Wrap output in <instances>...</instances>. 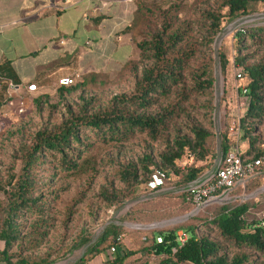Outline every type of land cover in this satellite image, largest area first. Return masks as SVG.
<instances>
[{"label": "rangeland", "instance_id": "obj_1", "mask_svg": "<svg viewBox=\"0 0 264 264\" xmlns=\"http://www.w3.org/2000/svg\"><path fill=\"white\" fill-rule=\"evenodd\" d=\"M142 12L135 14L132 26L129 55L105 73L79 76L74 85L84 86L58 97L56 90L38 106L25 101L26 111L17 115L13 107L0 108V205L4 207L11 186L17 181L21 169L19 150L31 145L39 131L57 132L70 116L81 115L83 103H88L85 115L102 112L114 96H129L143 69L152 64L150 42L163 26L165 39L177 33L180 42L174 52L192 51L194 56L186 65L181 82L171 89L167 98H161L146 114L153 115L185 97L181 112L156 141L146 133H136L124 142L104 143L92 132L80 133L81 146L73 145L66 156L74 170H66L59 155L45 153L32 172L38 198L34 211H21L17 216L18 238L10 255L25 258L38 264H115V248L119 253H132L123 264H159L166 257L150 251L156 234L174 229L194 228L197 236H205L218 243L221 254L230 259L235 255L251 254L224 241L209 224L217 218L223 207L248 204L245 215L248 224L256 223L264 210L263 177L253 184L244 185L230 193L228 201L211 203L197 212L185 195L184 176L187 170L200 169L199 176L211 170L220 155V143L225 137L230 148L240 153L248 147L243 140L239 121L246 114L248 99L241 93L248 84L245 68L264 67V2L252 6L246 16L229 22L224 0H139ZM137 3V1H136ZM136 13V12H135ZM218 15L219 31L211 33L208 15ZM248 35H253L250 38ZM143 46V52L137 48ZM227 65L220 71V56ZM209 71L211 89L193 91L197 74ZM240 76V77H238ZM219 87V88H218ZM264 107V83L261 86ZM18 99L12 103L15 105ZM208 131L207 156L195 162L186 153L176 161L177 173L159 172L155 168L147 181L128 188L120 179V171L127 164L139 169L138 161L145 156L160 164L159 155L175 135L190 137L191 128ZM254 147L264 155V119L254 127ZM82 148V152L78 150ZM246 151V150H245ZM79 155V157L77 156ZM141 175V171L139 170ZM145 180V179H144ZM257 185V186H256ZM189 216L184 219L185 216ZM110 236L99 249L102 253L92 259L84 257L87 247L105 236ZM7 233L5 214L0 212V252L2 236ZM177 234H184L178 231ZM115 241V244L113 243ZM86 242V244H84ZM112 243L114 246H111ZM251 264H264V255L251 254ZM2 264V263H0Z\"/></svg>", "mask_w": 264, "mask_h": 264}, {"label": "trees", "instance_id": "obj_2", "mask_svg": "<svg viewBox=\"0 0 264 264\" xmlns=\"http://www.w3.org/2000/svg\"><path fill=\"white\" fill-rule=\"evenodd\" d=\"M260 2H264V0H224L223 7L227 9L226 17L229 22H232L241 16H246L250 8ZM141 12L142 6L137 1L135 14ZM208 18L211 20V33H217L222 17L211 14L208 15ZM162 28L151 38L149 44L152 64L143 69L139 80L135 83L133 92L129 96H114L108 103L106 110L88 116L85 115L88 103H83L85 107L81 115L70 116L69 120L57 132H37L31 145L19 150L22 165L20 174L10 191L6 193V204L4 207L0 205V212L3 211L5 214V227L7 229V233L2 236L3 250L0 252V263L38 264L20 257L16 258L18 259L16 263H12L15 257L10 255L9 251L18 238L17 216L21 211H34L38 202V198L33 195L36 186L32 172L45 153L59 155L66 170H74V165L71 164L73 161L66 156L65 151H69L73 145L81 146L80 133L82 131L92 132L97 139L104 143L124 142L136 133H146L152 141H156L163 132L168 131L169 124L182 113L179 107H182L185 97L180 98L179 96L174 105L161 109L153 115L146 114L151 107L157 104L159 99L167 98L171 89L181 82L182 73L194 56L192 51L174 52L176 44L181 39L177 33H173L169 39H165L166 26ZM248 36L253 38V35ZM143 46L147 45H137L140 52H143ZM219 62L220 71L224 73L227 62L223 55L220 56ZM244 71L248 79V84L243 87L248 98V106L245 116L239 121V125L243 131L242 139L248 142V147L245 152L240 154V157L246 161H253L262 156V151H258L254 147L258 139L253 138L252 135L256 132H254V127L264 119L261 93V86L264 83V67L255 66L245 68ZM197 75L204 80L201 82L197 80L193 91L200 93L211 89L212 79L209 71L202 70ZM83 84L84 81L73 88H71L72 86H59L56 94L60 98L65 93L69 94L82 88ZM45 97L36 98L33 102L38 106ZM3 104L4 102L0 103V106ZM189 133L190 137L179 136L178 134L173 137L163 153L159 155V165L152 163L149 156L138 161L139 169L134 164H127L120 171L121 181L126 187L134 188L149 179L153 173L150 170L151 167L162 173L166 171L177 173L176 161H179L186 153L190 154L195 162H203L207 156V140L210 135L208 131L197 127L191 128ZM82 148L84 147L78 150L79 155ZM229 149L227 140L222 137L220 156H224ZM79 155L77 156L79 157ZM259 171V175L250 179L245 186L253 184L263 177L261 169ZM199 173L200 169L187 170L184 176L186 186L199 179L201 177H198ZM184 193L186 195V192ZM249 208L246 203L232 207L225 206L220 215L209 224L216 229L220 238L232 243L236 248L246 250L251 254L264 255V230L257 226L259 220L256 223L248 224L244 218ZM178 231H183L186 236L182 245L176 240ZM114 232L115 228L110 227L102 239L87 247L84 257L92 259L99 256L102 253L99 247L110 236H115ZM156 238H160L161 243H157ZM156 238L150 251L157 256L166 257L159 264H251V254L235 255L228 259L227 256L221 254L222 248L218 243L205 236H197L195 229L191 227L159 232L156 234ZM113 243L115 244V241ZM113 243L111 246H114ZM113 251L115 252V264H123L127 258L133 255L132 253H119L115 248ZM40 262L43 264L42 261ZM85 262L86 260L81 264H85Z\"/></svg>", "mask_w": 264, "mask_h": 264}, {"label": "crops", "instance_id": "obj_3", "mask_svg": "<svg viewBox=\"0 0 264 264\" xmlns=\"http://www.w3.org/2000/svg\"><path fill=\"white\" fill-rule=\"evenodd\" d=\"M136 1L0 0V103L47 96L62 79L121 63Z\"/></svg>", "mask_w": 264, "mask_h": 264}, {"label": "built area", "instance_id": "obj_4", "mask_svg": "<svg viewBox=\"0 0 264 264\" xmlns=\"http://www.w3.org/2000/svg\"><path fill=\"white\" fill-rule=\"evenodd\" d=\"M73 85V79H62L58 82V86L70 87ZM34 90V86L27 87L28 92ZM241 93L246 96L245 89L242 88ZM6 106L13 107L17 115H22L26 111L23 98H20L15 105L8 101ZM240 154V151L234 147L230 148L224 156L219 155L210 171L187 185L188 188L185 190L187 202H190L195 208H199L205 203L226 202L232 191L243 188L250 179L259 175V170L263 167L264 155L256 160L246 161L241 159ZM257 226L264 230V210L260 214ZM176 240L182 245L186 236L177 234ZM156 242L161 243V239L156 238Z\"/></svg>", "mask_w": 264, "mask_h": 264}, {"label": "water", "instance_id": "obj_5", "mask_svg": "<svg viewBox=\"0 0 264 264\" xmlns=\"http://www.w3.org/2000/svg\"><path fill=\"white\" fill-rule=\"evenodd\" d=\"M218 158V157H217ZM188 187H186L185 188V190L187 189ZM264 191V188H261V189H259L258 191H257V193H261V192H263ZM209 204H211V203H205L204 205H202L201 207H199V208H195V210H194V212H197L198 210H200L201 208H203V207H205V206H207V205H209ZM192 214H190V215H188V216H185L184 217V219H187L189 216H191Z\"/></svg>", "mask_w": 264, "mask_h": 264}, {"label": "bare ground", "instance_id": "obj_6", "mask_svg": "<svg viewBox=\"0 0 264 264\" xmlns=\"http://www.w3.org/2000/svg\"><path fill=\"white\" fill-rule=\"evenodd\" d=\"M219 88V87H218Z\"/></svg>", "mask_w": 264, "mask_h": 264}]
</instances>
